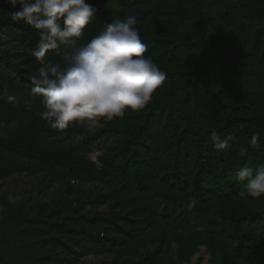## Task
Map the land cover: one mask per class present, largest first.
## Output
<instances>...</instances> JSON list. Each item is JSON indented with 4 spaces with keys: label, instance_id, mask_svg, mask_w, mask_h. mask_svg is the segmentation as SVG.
<instances>
[{
    "label": "trees",
    "instance_id": "obj_1",
    "mask_svg": "<svg viewBox=\"0 0 264 264\" xmlns=\"http://www.w3.org/2000/svg\"><path fill=\"white\" fill-rule=\"evenodd\" d=\"M149 1L124 0V3ZM184 1L187 6L180 9L146 10L135 16L158 14L163 22L197 26L188 39L169 40L158 35H145L141 39L154 47L171 44L173 51L189 49L196 56L195 65L187 72L167 73L165 81H186L175 101L149 109L144 115L136 113L139 122L133 128L106 120L108 126L100 134L73 144L61 156L36 151L37 147L43 148L40 136L48 133L42 127L31 130L16 142L0 140V177L19 169H40L52 176L70 175L80 181L100 182L117 195L107 215L60 217L59 214L53 220L58 215L53 210L44 217H20L7 227L0 225V264H88L81 263L79 257L91 254L110 257L94 264H174L169 258L173 242L180 247L178 260L188 259L198 245L206 244L213 254L212 264H264V196L255 212L208 213L217 199L239 197L241 184L236 180L239 168H255L263 163L264 154L259 146H264V71L258 68L261 63L258 64L256 52L249 54L250 62L229 56L233 47L241 48L242 38L256 34L240 20V15L244 18L246 15L239 2L221 9L223 0ZM86 2L98 11L96 19L86 26L81 44L97 35L105 22L119 18V11L107 4V0ZM15 28L16 40L32 54L37 47V33L30 32L23 24ZM260 51L264 57V49ZM63 57L64 52L57 55L50 51L46 59L63 63ZM208 58L211 60L206 64ZM227 70L243 74L245 80L234 88L222 83L215 92L211 109L224 116L221 136L230 137L227 147L217 151L204 145L200 137L202 131L208 132L210 128L194 125L201 122L195 121L201 109L197 89L209 80L219 84ZM0 79V88L7 84L11 95L19 91L30 98V76L14 60L1 55ZM233 90L247 93L250 98L260 96L261 103L254 106L247 100L240 105L227 104L222 99L233 94ZM4 104L9 110L11 104L0 99V105ZM162 118L170 121L174 129L170 140L147 139L145 134L151 129V121ZM249 120L261 126L257 146L250 144L256 131L243 123ZM65 131H75L74 124ZM116 139L118 144L114 145ZM90 146L108 147L112 151L101 166L84 161ZM112 146H115L114 152ZM241 147L248 148L245 158L239 156ZM190 198L196 201L192 207L188 206ZM184 232L189 233L188 238L183 237ZM47 235L48 238L40 240ZM233 241L237 242L234 247L223 245ZM42 250L52 253L38 254Z\"/></svg>",
    "mask_w": 264,
    "mask_h": 264
},
{
    "label": "rangeland",
    "instance_id": "obj_2",
    "mask_svg": "<svg viewBox=\"0 0 264 264\" xmlns=\"http://www.w3.org/2000/svg\"><path fill=\"white\" fill-rule=\"evenodd\" d=\"M110 6L119 11V19H124L127 16H136L140 12L146 10L168 11L185 7L184 0H150L145 3H138L134 5H126L124 0H107ZM239 2L245 12L246 17L240 15L239 18L245 22L246 29L250 32H255V36H245L241 41V48L233 47L229 52L230 57H238L244 60L243 62H250L252 57L250 53H257L258 68L264 71V57L261 56L260 50L264 49V0H223L221 9H227L233 6L234 3ZM187 6V5H186ZM19 6H17V9ZM10 5H6L4 0H0V55L6 56L9 60H14L24 70L27 76H32L41 66L35 57L27 52L22 45L16 40L17 34L15 26L18 24L27 25L30 32L37 33V30L32 26L24 23L13 21L10 17V11H15ZM136 18V17H135ZM136 28L140 34L141 39L145 35H158L161 38L169 40L188 39L196 30L195 23H187L182 26L173 25L171 23L163 22L158 14L147 15L144 18H136ZM12 24V27H8ZM14 26V27H13ZM148 45V50L144 54L150 56L156 62L161 70L166 73L190 70L196 61V56L189 51V49L172 50V45L162 43L158 46ZM247 51V52H244ZM252 51V52H250ZM254 51V52H253ZM211 58L205 62L210 63ZM236 60V59H235ZM242 62V61H240ZM238 64L237 61L234 62ZM63 64V63H61ZM241 65V63L239 64ZM243 74H235L231 70H227L219 84H215L213 80L202 84L198 89L197 99L200 103L199 116H195L194 123L197 128L201 125H206L210 130L208 132L202 131L200 133L201 140L208 148H212L210 141V134L212 131H218L221 134L220 128L224 124L223 115L214 113L212 108L213 98L218 86L222 83L225 86H232L233 88L240 83H243L245 78ZM2 80L0 79V83ZM185 80L178 82L175 79L165 81L153 93L152 99L145 108L139 112H131L126 110L124 118H114L133 128L139 122L137 114L144 115L149 109L168 104L175 101L180 96L181 86H184ZM2 84V83H1ZM9 93V92H8ZM231 94L223 97L227 104L240 105L247 100L252 102V105L258 106L261 103V98H250L247 93H236L235 90ZM11 95V93H9ZM16 101L9 102L11 104L7 110L5 104L0 105V140L16 142V139L27 136L31 130L37 127H42L47 131V135L42 134L40 141L43 148L37 147L36 151L49 153L51 156H61L69 152L71 146L76 143H83L96 134H100L104 128H107V119L104 117H97L92 121H84L74 123L75 131L57 130L51 128L45 121H43L38 112L43 110L40 99L30 100L28 96L21 94L19 91L13 92ZM6 99V98H0ZM31 103V107H25L26 101ZM7 101V99H6ZM201 111V112H200ZM9 113L10 115H6ZM16 113V114H15ZM15 114V115H14ZM261 112L258 111V118ZM162 118L161 121H151V129L145 134L146 138H157L162 142L170 140L174 133V129L170 121ZM166 122V123H165ZM249 130H255L261 136V126L256 125L254 121L243 122ZM202 130V129H200ZM23 134V135H22ZM19 136V137H18ZM115 140L114 145L118 144ZM114 147L112 150L114 152ZM264 154V146H259ZM108 147L90 146V151L85 153L84 161L94 163L96 166H101L104 159L111 153ZM83 160V159H82ZM264 163V159H263ZM106 196V200L103 199ZM263 197V196H262ZM247 198L229 197L217 199L212 208L208 210L209 214L215 212H225L229 214H237L239 212L251 211L255 212L261 198ZM117 198L116 193L112 188L97 181H80L70 175L52 176L40 169H19L7 177H0V225L7 227L14 222L16 218L30 219L36 216H45L53 210L58 213L57 216L63 215H107L110 212L111 205ZM102 200H104L102 202ZM60 214V215H59ZM189 233L184 232L183 237L188 238ZM49 236L40 238L46 239ZM232 244V245H231ZM237 242L223 244L225 247H234ZM179 244L173 242L169 258L174 261V264H212L213 254L208 245L200 244L197 246L195 252L187 259L178 260L177 250ZM54 252V251H53ZM56 252V251H55ZM52 251L42 250L38 254H51ZM248 257H252L248 255ZM110 258L108 254L101 255H86L79 257L81 263L94 264L101 262L104 259Z\"/></svg>",
    "mask_w": 264,
    "mask_h": 264
},
{
    "label": "clouds",
    "instance_id": "obj_3",
    "mask_svg": "<svg viewBox=\"0 0 264 264\" xmlns=\"http://www.w3.org/2000/svg\"><path fill=\"white\" fill-rule=\"evenodd\" d=\"M15 11L13 21L37 30V47L32 55L41 65L30 77V100L40 97V118L51 128L65 130L77 122L97 117L107 120L124 118L126 110L139 112L148 105L155 90L167 79V73L144 54L148 45L142 42L136 18L127 16L105 22L103 29L86 43L80 41L86 26L96 19L97 8L86 0H4ZM50 51L64 52L63 64L47 60ZM0 98L9 102L16 97L8 93L7 84L0 88ZM26 101V106L31 103ZM230 137L212 131L213 149L224 150ZM259 135L251 137L257 146ZM239 156H248L241 147ZM242 199L264 196V163L244 166L236 172ZM190 198L189 207L195 205Z\"/></svg>",
    "mask_w": 264,
    "mask_h": 264
}]
</instances>
